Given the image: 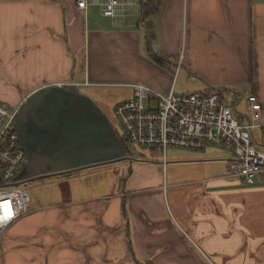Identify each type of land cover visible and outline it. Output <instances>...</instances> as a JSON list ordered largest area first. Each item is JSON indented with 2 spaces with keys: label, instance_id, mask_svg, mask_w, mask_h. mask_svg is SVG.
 I'll use <instances>...</instances> for the list:
<instances>
[{
  "label": "crops",
  "instance_id": "1",
  "mask_svg": "<svg viewBox=\"0 0 264 264\" xmlns=\"http://www.w3.org/2000/svg\"><path fill=\"white\" fill-rule=\"evenodd\" d=\"M93 1L79 10L77 0H0L1 105L79 84L108 122L105 112L130 99L133 85L166 96L183 75L199 81L198 92L219 93L242 122L237 105L255 96L264 123V0H141L158 8L148 21L138 7L105 18ZM230 158L203 148L169 164L130 160L122 190L103 179L107 165L86 169L84 196L56 177V204L31 201L8 229L4 263L264 264V173L252 185L228 178ZM93 179L105 189H92Z\"/></svg>",
  "mask_w": 264,
  "mask_h": 264
},
{
  "label": "built area",
  "instance_id": "2",
  "mask_svg": "<svg viewBox=\"0 0 264 264\" xmlns=\"http://www.w3.org/2000/svg\"><path fill=\"white\" fill-rule=\"evenodd\" d=\"M101 15L115 19L118 10L138 7L141 0H94ZM77 8L86 10L87 0H77ZM85 85H88L86 83ZM79 84H56L57 88H75ZM130 99L116 105L115 116L123 137L133 146L157 148L166 160L168 148L199 152L213 144L231 152L227 177L252 185L264 173V149L254 137L264 135L261 105L253 95L246 99V121L236 117L230 106L215 91L163 96L137 84ZM12 110L0 104V244L8 229L27 215L32 192L22 181L26 154L16 132L21 106Z\"/></svg>",
  "mask_w": 264,
  "mask_h": 264
},
{
  "label": "water",
  "instance_id": "3",
  "mask_svg": "<svg viewBox=\"0 0 264 264\" xmlns=\"http://www.w3.org/2000/svg\"><path fill=\"white\" fill-rule=\"evenodd\" d=\"M28 100L31 107L16 125L19 142L36 168L29 170L25 185L128 159L100 111L74 88L44 87Z\"/></svg>",
  "mask_w": 264,
  "mask_h": 264
},
{
  "label": "rangeland",
  "instance_id": "4",
  "mask_svg": "<svg viewBox=\"0 0 264 264\" xmlns=\"http://www.w3.org/2000/svg\"><path fill=\"white\" fill-rule=\"evenodd\" d=\"M145 48V47H144ZM200 83L199 81H196V79H188L184 77L183 75L179 76L177 79V87L175 91V95H187L189 93L193 92H198L202 91L200 88ZM164 96V95H163ZM228 97V96H226ZM3 106L7 107L6 104H2ZM31 107V100L24 101L23 105L19 111V115L23 113L24 110H28ZM9 110H12V108L7 107ZM114 109L111 108L105 112L106 119L108 120L109 124L111 125L113 132L115 134V137L120 141L122 146L125 148L127 152V156L125 160H121L119 162H116L115 164H109L105 167L98 168L101 173L103 174V179H106L107 182H113L116 185L115 189H120L122 190L123 185L122 182L124 179L131 174L132 172V162L130 163V160L133 161H143V160H148V161H154V162H162V154L159 149L154 148V149H145L141 147H136L130 144L124 137H123V131L121 126L119 125V122L115 116ZM237 113L245 114L246 113V102L245 99L240 100L238 105H237ZM213 153V155H224V156H231V152L228 150H225L223 148L217 147L213 144H208L205 147V150H210ZM186 152H191L183 149H177V148H168L166 151V159L168 164L175 161L177 157L182 156ZM26 169H28V166H25ZM93 170V169H92ZM91 170H85L79 173L72 174L69 180H67V184L70 185L71 190L75 195L78 196H84L90 193L91 187L88 185L87 182V188H85L83 185L84 182H81L79 179H82L83 174H88ZM84 179V178H83ZM95 179H93L91 182H93L92 189H96L99 187L100 189L104 190V186H98L99 183L94 182ZM85 181V180H84ZM34 183V184H33ZM32 184H27L26 187L32 192L33 195V200L32 203L36 204L35 208H39V206H44V205H49V204H56V179L51 180V181H36L33 182ZM118 185V186H117ZM99 189V190H100ZM110 189V188H109ZM29 204V208L33 207V204ZM13 226V225H12ZM11 226V227H12ZM10 229V228H9ZM7 233V232H6ZM6 235V234H5ZM31 240L35 239V237H31ZM31 243V241H30ZM30 245V244H29ZM6 250L3 249V246H0V264H5V256L8 255L6 254ZM38 264H45L44 262H35ZM16 264H23L20 262H17Z\"/></svg>",
  "mask_w": 264,
  "mask_h": 264
},
{
  "label": "trees",
  "instance_id": "5",
  "mask_svg": "<svg viewBox=\"0 0 264 264\" xmlns=\"http://www.w3.org/2000/svg\"><path fill=\"white\" fill-rule=\"evenodd\" d=\"M157 5L153 4L151 1H147V2H141V12H142V19H144L145 21H148V19L155 14V12L157 11ZM147 27V31H148V39L150 37V31H151V26L150 23L146 24ZM152 59L158 63L159 65H163V59L160 58L159 56L156 55H152Z\"/></svg>",
  "mask_w": 264,
  "mask_h": 264
},
{
  "label": "flooded vegetation",
  "instance_id": "6",
  "mask_svg": "<svg viewBox=\"0 0 264 264\" xmlns=\"http://www.w3.org/2000/svg\"><path fill=\"white\" fill-rule=\"evenodd\" d=\"M18 118H19V115H18ZM18 118H17V120H18ZM17 120H16V124L15 125H17ZM26 157H27V166H31V168H29L28 167V169H26V168H24V170H23V173H22V177L24 178V179H22V181L24 182L26 179H28V177H29V170H31V169H36V168H34V167H32V165H31V163H30V161H29V158H28V155H26ZM25 165V166H26ZM72 174H74V173H69V174H65L63 177L65 178V177H71V175ZM54 179H56V177H53V178H47V179H42V180H38V181H51V180H54ZM33 182H31V183H28V184H32ZM27 185V184H26Z\"/></svg>",
  "mask_w": 264,
  "mask_h": 264
}]
</instances>
